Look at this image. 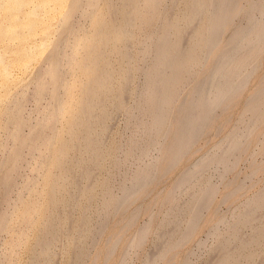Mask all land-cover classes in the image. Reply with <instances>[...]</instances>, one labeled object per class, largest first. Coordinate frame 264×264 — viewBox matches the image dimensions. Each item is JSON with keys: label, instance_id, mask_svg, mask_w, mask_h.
Segmentation results:
<instances>
[{"label": "bare ground", "instance_id": "1", "mask_svg": "<svg viewBox=\"0 0 264 264\" xmlns=\"http://www.w3.org/2000/svg\"><path fill=\"white\" fill-rule=\"evenodd\" d=\"M80 1L82 2V0H73V3L70 5L69 4L70 2L68 3V0H0V44L1 45L4 44L5 47L7 46V48H9V47H11V45H10L11 40L12 41L13 40L15 41L16 39H18L19 41L22 40L19 43L20 44L18 46L19 49L17 48L18 50L14 52L15 54L18 53V55L15 56L11 62L7 63L4 56L0 53V83L4 84L5 86H7V84L9 83V80L11 79L12 74H13L12 73L13 69L11 70L12 63L19 64L25 70L26 68L28 69L29 65H31V63H33L34 59L36 57H38L37 54L39 52V48H41L42 46L45 47V45H46V43H45L46 41L45 42L42 41L43 40L42 37H44V39L46 40V37H48L49 32L52 31L51 26L53 25V22L51 23L50 21L53 18V16H51V15H54V17H55V14H53V13H55L56 11L64 14V15H59L60 17L64 16L63 18L61 17L62 19L60 18L62 20L61 24L62 23H63V25L65 24L64 26L68 27L67 31L70 32L71 34H74L73 32H71L72 29H74V26L72 24H70V19H72L71 16L74 14L72 11L77 10L76 8L79 6L82 7L81 6L82 3ZM138 1L139 0H121V7H119L120 13H121V18H120L121 20L116 18V16L119 17V15H117L118 12L115 13L112 9V8H115L116 6L111 7L112 10H108L107 8H109V7H106L107 11H109V12L113 11L116 14V16L114 14V16H115L114 18H116V20H118V22L116 23L114 18H113L112 12H111L109 14L110 15L109 17H112L113 18V19L111 18L112 22L113 21L114 22L109 23L110 25L107 24L109 21L106 22V24L108 25L107 27L103 26V25H106L105 22L103 23V21H106V19L103 20L104 17L106 16V14L104 17L102 15L101 19H98V17L100 18V16H101L100 14L102 13L101 12L102 10L99 11L100 14L97 18L94 15H91V18H90L91 21L94 18V21H92L93 27L91 26L93 29H91V31L94 33L91 34L92 32L90 31L91 33L89 35L86 32L85 36H82L83 39H84V37H86L84 40H80L78 38L80 40L79 43L81 41H84V44H86L85 46H84V44L82 45V47L84 46V48L80 47L81 50L84 49L85 51H83V50L81 51L79 49V51H81V53L85 52L84 54L83 53L80 54V52L78 51L77 47L79 45H77V47L75 45H73L74 47H73V50H71V54H67L65 52L66 50H64L62 48L63 45L64 46L66 45V47H68V45H69L68 41H70L69 40L70 33L68 34L67 31L64 30L63 31L64 33H61V35L56 36V37H58L57 39L54 37V39H56L57 42L55 40L54 41L56 43H58L59 45L61 44V48L63 51L58 50V49H60L59 45H58V49L54 48L55 49L54 52L56 50H58V51H56L55 53H53V51H52L51 53H53V54H51V55H49L50 53L48 54L49 56L47 57V60H50V61H48L50 66H48V64H47V66L49 67V69L47 67L48 71H45L44 69H43V71H45V73L50 72V74L52 75V77L50 75V77H51L50 81H52L51 82L52 84L49 83L50 81L47 83L49 84V86L51 84V86H50L51 92L50 93H52V97L56 102V104H55L56 107L54 109L52 106L53 110L52 111L50 110V113L48 111V113H46L47 115L43 117L44 118V119H42L43 121L40 122L38 120L39 123H37L36 125L34 124V127L35 128L38 127L40 129L44 128L43 130L46 131L47 129H45L44 126L48 127V125H47L48 122L50 124H52L51 122H54L53 126L52 125L49 126L50 129H48V131L50 130L49 131L50 133L48 132L49 134L46 135V133L44 131L43 133L46 136L43 137L41 135V137H43V139L41 141L44 142V140H45L44 144L47 146L46 148L49 147V150H48L49 154L46 157L44 156L45 159H41L43 161L44 160L46 161V164L48 166V170L46 169V167L43 166L45 163L42 164L43 162L41 160H40V162H42L41 164H42L43 168L46 169V172H44V175H45L46 186L48 184V189L46 188L47 190L46 189L45 190L47 191V194L49 195V197H48L49 202L54 205V207L56 209L55 211H57V212L50 213L49 211H51V210L49 209L48 212L51 215L45 216L46 218H48L49 223L45 224V226H43V227L41 226L42 228H40V234H39V237L37 238L38 240L36 239L37 240L36 241L37 247L35 245L36 249L33 246L34 247L33 249H35V251H33L34 252L33 253L34 261L32 259L33 264H51L52 263L53 257L56 253V251L54 250L55 246L63 238V236L65 234V230H66V225L68 224V229H69V226H70L69 222H72V217H71L72 215L69 212L72 210H68V209H70L69 207L72 205H77V203L79 201V194L81 192L83 194H85V196H87L90 199L89 201H91V199L93 200V197L96 194V193H94V191H95V188H97L96 187V185H97L96 181L97 180L95 178L94 172L99 166H101L103 164L104 159H106L105 157L108 158L107 155L113 157L110 150H108L109 148L112 147V145L109 144V145H111V147L107 146L106 148H108V149L105 150V146H104L105 140L103 139V135L105 136L104 132H106V129L108 127V124H107L108 121L107 120L111 117L110 116L111 115V107H113L112 110H115V109L116 110L117 109L118 110H121V109L125 110L131 116L133 114L132 112L135 110L133 107H135L136 110L143 112L145 115L148 113V116L151 115L153 117V120H152L153 122L149 123L150 122L149 121L148 122L149 124L148 123L146 124V127L144 129V133H143V139L139 140V139H137L136 136L128 138V139H130V140H128L129 144L127 143L129 146H127V144H126L127 149L125 150L124 157H129V155H132L134 153L136 146L140 145V141L144 142V145L141 149L142 154H147L151 147H153L156 144H160V143L164 142L162 139H163V137L166 136L165 135L166 132L167 131L169 132V126L171 125L170 124V122H171L170 121V114H171V110H172L171 106L174 103V101H173L174 98L177 97V95H178L177 93L179 92L178 87L180 85L178 86V84H181L187 78L188 74L191 73L192 70H194L196 65L199 66L201 61L204 60V57H205L204 55H207L208 52L210 53V50L214 46L215 42H217V44H218L219 40L216 41V39H217V37H219V34H221L222 31L230 23H232L233 18H235V16L237 17V14H239L240 10H241L240 9L241 7L239 8L240 0H186V2H185L186 3V9H185V12L183 11L182 16L181 15L175 16V14H172V15H169V14L166 15L165 14V16H164V14L162 13L163 14L162 16H164V17L162 18L163 20H161L162 23L158 27V29H159L158 36L156 37V34H155L154 38H156V41H155L154 45H153V43L150 44V41L148 43V41L146 40V39H148L147 36H146V39H143V38H145V35L144 36L139 35L140 38L142 37L141 39L139 38V36H137L138 38H136V39H139L140 43H141V40L143 39V41H142L143 43H141V44H143V47L140 46L141 47L140 51H138L139 50V48H138V50H137L138 52H137V51L133 50L134 48L136 49L137 47H134L133 46L134 44L131 45L132 40L138 34L137 33L135 35V32H137L139 30L137 28L138 30L136 29L137 30L136 31L135 28L137 27V25H140L141 27L146 26L148 24V19L150 20V18L153 16H155V17H156V15H158V17L160 16L159 2L161 3L162 0H144V1H142L143 3L141 2L142 4H144V5H142V7L139 6L140 2H138ZM85 2L88 3V0H85ZM31 3H33L34 5L27 8L26 5H30ZM90 3H92V0H90ZM93 4H94V2H93ZM67 5H69L68 6V7H70L69 9H68V7L65 8ZM65 9H68V10H66V12H64ZM104 11L106 12V10H104ZM180 11L182 12V9H180ZM105 12H103V13H105ZM161 12H162V10H161ZM120 13H118V14H120ZM170 14H171V11H170ZM50 16L52 17L51 19H50ZM179 16H181L183 18V20H184L183 23H180ZM196 19H198V20H196ZM244 19L246 20V21H244L245 23H243V24L241 23L239 26L237 25V28L235 27L236 29L232 33H230V35H229L230 37H228L230 47L228 49H225L224 51L222 50L223 52L221 53L220 58L218 57L219 60H217L218 62L216 63L215 66H213V70L211 71V73H209V75H207V77L204 76L206 78H204V79L202 78L203 79L202 80L203 85H202V83L199 84L200 83L199 81H201V79L198 81L199 82L198 84L195 82V86L200 85V87L198 86L199 87V88L197 87L198 89L196 88V90H193L194 94L191 98H189L188 102L186 101L187 103L185 102V104H186L185 106H183L184 105L183 103H180V104H183L182 105L183 107L181 108V106H180V107H178L179 111L177 110V112H178L177 113V120H176L177 127L175 126L176 125V123H175V125H174L175 128H174V133H173L174 135H173V137H171L172 139L170 138L172 140L171 141L172 144L170 143L171 146L169 145L170 147L167 148V150L168 149L170 150V151L168 150L169 155L166 151V153H167L166 155H168V158L167 157L166 158L169 160V162L171 164L166 159L167 163H169V166L166 168L170 169V166L173 163L175 164V162L178 161V159H180L181 155L186 153L185 151L187 150V147L190 148V146H191L190 144H192V142L194 144V141L195 142L197 141L198 138H196V135L198 137V133L199 134L201 133L199 130L204 128L203 126L205 125V123H207L208 120L210 121L211 117L213 119L214 115H212V114H214V111H216V108L218 106H220L221 103L223 104V102H226L231 96H233L234 93L237 92V90L240 88V86L243 83L245 85V83H246L245 79L247 80V77L249 76V74H251L250 70L252 68H253L252 70H254V67H251V69H250L247 66H249L250 62H253V60L256 58V56L259 54L260 50L264 46V0H255L254 2H252L248 11L246 12V16L244 17ZM101 20H102V22H101ZM119 21H121V22H119ZM198 21H200L199 24L196 25V27H194L196 24L195 22H198ZM110 22H111V20H110ZM193 22H194V24H192ZM191 24L193 25V27H191L192 26ZM70 25H72V27ZM36 26H38L39 28L41 27V29H40L41 31L40 30L38 31L39 34L37 33V31L35 29V28H38ZM66 27H64V29H67ZM76 27H77V25H76ZM190 27L194 28V30L191 29L193 33H192V35H190V37L188 38L189 40L186 43L185 42L186 38L184 40V36L186 35V33L188 31L187 28L189 29ZM49 28L51 30H49ZM80 29H82V27ZM141 30H142L141 33L145 32V31H143V28ZM34 31H35L37 37H38V35H40V32L42 35V37L40 39L41 41L39 40L40 36L38 38V40L41 42L39 47L37 45L34 46V45L30 44L32 41L30 42L29 39H31L32 37L31 38L29 37V39L26 37L27 34H28L27 36H33L32 34L34 33ZM189 31H190V29H189ZM77 32H78V30H77ZM184 32H185V34H184ZM79 33H80V31H79ZM227 33H229V32H227ZM75 35H78V34H75ZM83 35H84V33H83ZM152 35L153 34L149 33L150 37ZM34 37H35V35H34ZM34 37L32 40L35 39V42H37L36 41L37 39ZM73 37L74 36H72V38ZM26 38H27V41H26ZM152 38L153 37H151V39ZM18 40H17V42H18ZM39 41H38V43H40ZM76 41H77L76 44H79L78 40H76ZM13 42H12V44H13ZM55 42H54V44L56 45ZM136 42H137V45L135 43V46L139 47V45H140V44L138 45L139 41H136ZM81 43H83V42H81ZM73 44H75V43L73 42ZM109 44H113L112 46H114L117 53L122 58L121 61L123 62L125 60V62H124L125 65L127 64L126 59L127 60L130 59L131 61L132 60L137 61L139 56L137 55V57H136L135 52L140 55V58L143 56L139 60V61H142V59H143L142 62H144V60H145L144 58L146 55H148V56L151 55L150 56L151 57L150 62L146 59L145 61H148V62H145V63H148V64L146 66H145V64H143V66H145L142 68L144 74H142V73L141 74L143 75V78L145 77L144 78L145 80H144V83L142 84L143 86L141 87V89H139L140 90L139 100L136 103L133 102V103H135L134 106H132L131 104H128V102L125 100V98H126L125 96H127L128 94H131V92H132V91L130 92V90H132L130 87H133L131 84L133 82L131 78L134 75V70H133L134 64H133V66H132V64L127 65V66H125V65L121 66L118 63L120 65V68H119V71L117 72V69H116L117 66L114 63L116 61L112 62V60H110V57H108L111 54L110 55H108L109 53L107 54L108 51L110 52V51H113L114 49L110 50L111 49V47H110L109 50L106 51L107 50L106 48H108ZM121 44L124 45L122 48L119 47ZM228 45H226V46H228ZM131 46H133L134 48ZM5 50H7V49H5ZM6 52H4V53H6ZM114 52H115V50L111 53H114ZM14 53H11V54H14ZM42 54H44V53L42 52ZM119 55L116 54L117 58ZM113 56L111 55V57H113ZM120 57H119V59H120ZM123 58H126V59L123 60ZM131 58H133V59H131ZM134 58H137V59H134ZM42 60H44V58ZM67 60L69 61L68 64L70 67L67 69L69 70L72 68L73 70H75V72L79 73L78 74V77H80L79 79H81L82 76L84 79V82H83V79L81 80L82 81L81 84H83L84 87L82 85V88L80 91V96L78 95L79 97L77 96V93L73 88L75 86L73 84L74 81H73V83L71 82L72 85H74V86H71V85L69 86L68 85L69 82H67L66 75H64L67 73L69 74L70 71L67 70L68 72L66 71L67 73H65V71H63L64 69H62L63 63L66 64ZM44 61H42V62H44ZM133 61H132V63H135ZM110 62H112L113 65L115 64V66H116L115 69L113 68L114 67L113 65H110ZM137 63H138V61H137ZM111 66H113V67H111ZM197 66H196V68H197ZM136 67H138V66L136 65ZM141 67H139L140 69H138V68L137 69L141 71ZM39 69H40L39 71H42L41 68H39ZM45 69H46V67H45ZM33 70H35V69H33ZM73 70H71V71H73ZM132 70H133V73H132ZM39 71H38V73H40ZM75 72H73L74 75H76ZM193 72H195V71H193ZM73 73H71V75ZM39 75L40 74L37 75L38 78L35 77L36 79H34V80L32 79L34 81V83H36L35 84L36 87L34 88L35 90H33V91H35L34 93H36L35 98L37 101H39L47 93V90L50 89V88L48 89L49 86L46 83V81H44L42 79L44 76L42 75L43 76L42 77L40 75V77H39ZM46 75H47V77L49 76L48 74H46ZM68 76H70V75H68ZM31 77H32V75H31ZM189 77H190V74H189ZM13 78L15 79V77H13ZM52 78H54V80H52ZM262 78L264 79V77H262ZM64 79L66 80L65 83L66 84L68 83L67 85L64 83ZM68 79H70V78H68ZM71 79L75 80L76 77L75 78L73 77ZM75 81L77 82V80H75ZM29 82H30V80H29ZM79 82H80V80H79ZM262 83H263V81H262ZM1 87H2V85H1ZM1 87H0V89H1ZM71 87H72V89H71ZM23 88H24V86H23ZM135 88H137V87H135ZM79 89H80V87H79ZM240 92H238V93H240ZM237 96H238V94H237ZM53 99L50 101H54ZM2 102H3V99H2ZM226 106H228V105H226ZM19 107L17 106V108H19ZM13 108H15V107H13ZM245 108H246V111H251L253 113V118L249 122L246 123V125H247L246 131L242 132L239 130L238 131L233 130L228 135V138L226 140V144L222 148L219 146V148H221L220 149L221 151L216 150V151H214V153H212V155H210V156L207 155L206 157H203L202 159H200L198 162L194 163L193 167L189 170V172H190L189 177H190L191 183H193L196 179H198L200 177L204 168L208 165L210 166L212 164L213 165L214 164H217V165L222 164L225 167V172H226V169L232 167L233 165L235 167L236 164H234L233 161L230 162L231 159H229V157H230L229 154L230 153L232 154L233 152L235 153L240 148H242V145H244L243 144L244 142L242 143V139L244 141V137L246 138V136H248L252 132V130L255 128L256 124L264 118V86L260 87L258 90H256L254 92V94H252V96L249 99L248 103L246 104ZM13 110H12V112L8 111L11 115L8 113L7 116L10 115V118H11L10 120L12 122H14L13 120H15L14 124L16 123V125H14L15 128L13 127L14 130H13L12 134H10V133L9 134L12 135V137H15L14 138L15 140L18 139V143L16 145H14L15 149L11 150L12 152L8 151L9 153L6 154L7 158L4 161H2L0 163V165H7V166L15 165V168H16L18 166L19 160L21 159V161H22V151L21 150H23V149H21V148H23L25 143L28 142V141L25 142L24 140L28 139L27 137L29 136V134L27 133L28 136H26L25 139L21 140V134H20V139L18 138L19 132L22 129L23 125L25 123H27V120L25 122V120L21 117V115H19L20 114V113H18L19 109H18V111L15 109L17 112L15 110H14L15 112H13ZM20 112H21V110H20ZM244 112H245V110H244ZM42 113H43V111H42ZM64 116H66L67 127L66 126L65 127L67 128V132L69 134V135L68 134L66 135V136H69L68 139L66 138V136H64L66 139H63L64 137L60 136L61 131H58L57 126H55V123H57V122L59 123L60 121H62L61 119H63ZM131 116H130V118H131ZM12 117H13V120H12ZM7 118H9V117H7ZM47 120H50V121L47 122ZM263 121H264V119H263ZM28 122H30V121H28ZM45 122H47V123H45ZM110 122H111V120H110ZM174 122L175 121H173V124H174ZM0 125H1V123H0ZM7 126H9V125H7ZM31 127H33V126H31ZM38 128L35 129V131L39 130ZM31 129H30V131H31ZM62 131H64V128ZM39 132H40V130H39ZM31 133H32V136L36 133V135H34L33 137L36 136L35 137L36 139H38V138H39V140L41 139L38 131L35 133H33V131L30 132V137L32 138ZM169 133H171V132H169ZM63 135H65V134H63ZM37 136H39V137L37 138ZM5 137H7V136H5ZM248 138H249V136H248ZM34 139H33L32 144L35 145L36 142L34 143ZM36 139H35V141H37ZM194 139H196V140H194ZM29 140H30V138H29ZM5 141H6V139H5ZM43 142L41 144H43ZM26 145H28V144H26ZM34 145L31 146V147H33V149H34ZM117 145H118V143H117ZM117 145H116V147H117ZM119 146H121V145H119ZM119 146H118V148H119ZM1 147H3V146H1ZM39 147L41 148V145H39ZM114 147H115V144H114ZM245 148H246V145H245ZM12 149H13V147H12ZM111 149H113V148H111ZM243 149H244V147H243ZM45 150H47V149H45ZM70 150H76L73 153L74 155H75V153L78 152L76 159H72V157H70ZM114 151H115V149H113L112 152H114ZM183 151H184V153H182ZM29 152L31 153L32 151L30 150ZM33 152H34V150H33ZM40 152H41V150H40ZM37 153H38V150H37ZM44 153H46V152H44ZM114 153H113V155H114V157H116V155ZM7 155H9V156H7ZM26 155H28V154H26ZM43 155H45V154H43ZM233 155H231V156H233ZM35 156H37V155H35ZM46 158H47V160H46ZM111 159H113V163L115 164L114 165L115 167H116V165L119 166V164L122 163V161H123L122 159H119V157H116L115 159L114 158H111ZM111 159H109V160H111ZM124 159H126V158H124ZM106 161H107V159H106ZM106 161L104 163H106ZM20 162H19V164H20ZM110 163L112 165L111 161H110ZM16 164H17V166H16ZM38 164H40V163H38ZM75 164H77L76 166H77L78 170L80 171L79 172L80 173L79 179H77L78 177H76V176H75L76 177L75 178V177H73V175H72V177H71V175H69V173L71 171H73V170H71V168L72 169L75 168L74 167ZM54 166L59 168L58 173H54V174L52 173L53 171H51V170L54 169V168H52ZM103 166L105 167V165H103ZM150 166L148 165L147 167L145 166V168L141 167V168L135 170L134 173L131 176H129V179L126 180V181L129 180V183L124 182V184L122 186V191L118 195H115V196L113 194H111L112 196L109 195L110 194L109 191L111 192V189H110L111 187L109 186V179L110 178L109 179L106 178V180H105L106 182L101 181L102 183L101 182L99 183V186L102 184V192H101L102 195L100 194V190H99V194L101 197L99 207L101 206L102 210L104 211L103 212L104 213V215H103L104 219L108 218L107 216L110 214V211H111L110 209H114V208L117 210L120 209L121 205L123 206L125 203L127 204V200L129 199L128 197H130L134 194L133 193L134 190H136L137 188L142 189L144 184L146 185V183L150 182V178L154 176L153 174L156 171L155 169H154L155 171H153V168L157 167V166L155 167L154 164H153V168H152V166L151 167ZM12 167H14V166H12ZM9 169L10 170L12 169L11 166H9ZM9 169H8V171H9ZM254 169L256 170V168H254ZM14 170H11V171H14ZM57 170L58 169H56V171ZM74 173H75V171H74ZM76 173H77V170H76ZM79 173H78V175H79ZM41 174L43 175V173H41ZM3 176L6 178L5 181H3V179H5ZM3 176H2L3 179H2V177H1V179L4 183L2 181H0V182H2L4 185L6 182L5 187L9 188V186L14 183L12 181L14 178L13 179L11 178L12 180L10 179V177H11L10 171L7 172V175L5 174ZM160 177H161V175H160ZM43 179L44 178H42L41 180H43ZM82 182H84L85 184H83ZM206 182L209 184H207V186L204 185V187H201V189H199L200 191L198 190V191H196V193H193L190 201L184 207L188 212L187 218H186L184 223L179 222L178 219H176V217H167L164 220V223H166V224H168V223H170V224L174 223L175 224V228L174 227L173 228H174V230L176 229L175 230L176 232L174 231L175 235L172 234V236L174 235L173 237L170 236L173 239H172V242L169 243V244H171V246L173 248H174L173 245H177L180 242H182V240H184L187 236H189L188 234H190L192 231L195 230V227H197L196 225H197V222L200 218L201 212L204 209L203 207H205L206 203L208 204V201H210L211 198L214 196L213 194H215V192L217 190L216 188L218 187V185L216 187L214 185V183L212 184V182H210V181H206ZM74 183L76 185L77 191H79V192H77V193H79L78 195H76L75 193H71L69 190V187L67 188V186H71ZM228 184H230V183H228ZM37 186L35 188L39 189V187H37ZM180 187H182V186H180ZM8 188H5V192H7L9 190ZM35 188L34 189L32 188V189L35 190ZM66 188L69 190L68 194H66V193L63 194V190ZM38 189H36V190H38ZM36 190H35V192H36ZM38 191H37V193H38V195L40 194V196H39V198H40V197H42V195H44L45 191L43 194L40 191H39L40 192L39 193ZM42 191H43V189H42ZM32 192L33 191H31V193ZM170 192H171V194H170L171 196L170 195H168V196H170V203H171V210L170 211H172V209L174 210L175 208H178V204L176 203L178 201H176V196H175L176 191L170 190ZM37 193H36V195H37ZM131 193H133V194H131ZM168 194H169V191H168ZM38 195L36 197H38ZM20 198H21L22 204L24 206V207L22 206V208H24V210L19 208L21 205L18 207L20 210H23L22 216H21V213H20V216L24 220L20 219V222L25 223V221H26L25 226L27 223H30V224L34 223L35 221L33 222V218L35 216H39V213L41 210V207L37 201V198H36V201H35V199H34V201H32L30 199L31 201L29 200V202H28V199L26 201L25 198L22 199L21 196H20ZM20 198H18V199H20ZM5 200H4V202H5ZM21 200H18V201L21 202ZM23 200H25L26 203L25 202L23 203ZM87 201H88V199H87ZM49 202H48V204H49ZM41 203H42V201H41ZM51 204H49V205H51ZM44 206L42 208H44ZM64 206H68V209H67L68 211L65 210L66 207L64 208V211L68 212L67 213L68 215H66V216L63 215V213L62 214L60 213V211H62L61 209ZM246 206H247V210L239 213L237 215L235 221L230 225V227L228 226L229 230H230L229 234L227 233L228 234L227 237L220 241L221 246H222V254L220 253L221 254L220 258H218V260L212 264H255L256 263L255 261H256V258L258 256L257 251H259L258 248L264 247V223H263V225L262 224L261 225H255L253 228L254 229L253 232L251 233V235L249 234L250 236H248V237L243 238V236L241 237V236L237 235V230H238V228L240 230L239 226H241L243 224V222L245 224V223H247L248 220H251L255 216V214H256L255 212H257V209L264 206V188L262 190H260V192H258L255 196H253L250 200H248ZM0 207H1V205H0ZM82 207L84 208V206H82ZM45 209H46V207H45ZM84 210H83L84 214H80V215H82V217L80 219V222L78 223L79 225H78L77 230H76L77 235L75 234V237L73 236L75 238V240L78 241L79 243L84 242L85 239L87 238V236L90 235V233H91V230L87 227L88 226L87 225L88 224V217H86V215H85L86 212ZM120 210H122V209H120ZM5 211H6V209H5ZM100 211H101V209H100ZM17 213L19 214V212H17ZM7 214L6 213L3 214V212H2V214L0 215V228L1 227L4 228L3 226H6V227L11 226L12 223L10 222V225H9V220H11L13 218H10V214H8V215ZM65 214H66V212H65ZM99 214H100V212H99ZM130 214L133 215L132 213H130ZM14 216H16V214ZM16 218L19 219L20 217L16 216ZM14 220H12V222L15 223V225H16L15 221H17V220H15V221ZM256 220H258V219H256ZM44 221H46V220H44ZM101 221H102V219H101ZM101 221H100V223L98 222L99 226H97V227H101V229L99 228L100 230H102L101 224L103 222V221L102 222ZM128 221H130V219H128ZM219 221L223 222L224 220L222 219ZM259 221H261V220H259ZM7 225H9V226H7ZM19 225H20V223H19ZM27 225L29 226V224H27ZM216 226H218V225H216ZM6 227H5V230H6ZM13 227H11V229H13ZM21 227H22V225H21ZM23 227H24V225H23ZM103 228H104V223H103ZM11 229L9 231H11ZM17 229H19V228H16V231H14V230L13 231L16 232L17 236H18V233L21 231L23 232V230L20 229L21 231L17 232L18 231ZM26 229L29 230L31 228H28L26 226ZM99 229H96L97 232H99L98 231ZM145 229L146 230H144V232L141 231L143 229L139 230V232L141 234L139 233L138 234L139 237L136 238L137 244L140 241H142L141 239L145 238L144 233L146 231L148 232V229L147 228H145ZM217 229H219V228H217ZM217 229H215L213 234L214 235L216 234L217 236H219L220 233ZM0 230H2V229H0ZM25 231H27V230H24V232ZM189 231H191V232L189 233ZM27 233H28V231H27ZM27 233H25V234H27ZM28 234H27V236H28ZM14 237H16V236H14ZM18 238H19V242L23 241L22 243H24L25 239H22V238H25V237H23L22 234H21V236L19 235V237H17V239ZM93 238H95V237H93ZM17 239L15 241H12V243L16 242L17 245L19 246L21 244L18 243ZM67 240H68V237H67ZM61 242H63V241H61ZM233 242H234V244L236 242V244L233 245L234 247L231 246ZM34 244H36V243H34ZM135 245H136V243H135ZM254 245H257L259 247L255 249ZM18 246H16V247H18ZM10 247H9V249H10ZM16 247H15V249H16ZM168 247H169V245H168ZM219 247H220V245H219ZM12 248L14 249V247H12ZM85 249H86L85 247H81L80 250L78 249L79 252L77 254V262L80 261V259L87 253L85 251ZM113 249L111 251H113ZM163 251H165V250H163ZM7 254H9V253H7ZM11 254H13V253H11ZM163 255L165 256V254H163ZM7 257H8V255H7ZM259 258H260V256H259ZM5 259H6V257H5ZM7 260L9 261V259H7ZM172 262H174V261H172ZM8 263H6V264H8ZM10 263H11V261H10ZM150 263H148V264H150ZM152 263H154V262H152ZM30 264H32V263L30 262ZM75 264H77V263H75ZM261 264H264V261H263V263L261 261Z\"/></svg>", "mask_w": 264, "mask_h": 264}, {"label": "rangeland", "instance_id": "2", "mask_svg": "<svg viewBox=\"0 0 264 264\" xmlns=\"http://www.w3.org/2000/svg\"><path fill=\"white\" fill-rule=\"evenodd\" d=\"M142 1H144V0L138 1V2H140L139 6H141V7H142V5H144V4H142L143 3ZM254 1L255 0H253V1L252 0H240L241 3L239 2V8L241 7L240 8L241 10H240V13L237 14V17L235 16V18H233L232 23L234 25L232 23H230L222 31L223 34L222 33L219 34V37H217V39H216V41L219 40L218 44H217V42H215L214 46L210 50V53L209 52H208V54L206 53L207 55H204L205 56L204 60L201 61L199 66L196 65L197 68L195 66L196 69L194 68V70H192V72L193 71H195V72L189 73L190 77L188 74V76H187L188 79L186 78L181 84H178V86L180 85L178 87L179 92L177 93L178 94L177 97L174 98V100H173L174 103L171 106L172 110H171V114H170V121H171L170 124L172 126L171 125L169 126V132H171V133H169L168 131L166 132V134H165L166 138L163 137V139H162L164 142H162L160 144H156L153 147H151L147 154H142L141 149L144 145V142L140 141V145L136 146L134 153L132 155H129V157H124L125 150L127 149L126 144L128 143V140H130L128 138L136 136L137 139H139V140L143 139V133H144V129L146 127V124L149 121H150L149 123H152L153 117L150 114H149L150 116H148V113L145 115L143 112L136 110L135 107H133L135 110L133 109L134 111L132 112L133 113L132 116L129 115V113L125 110H122V109L116 110L115 108H114L115 110H112L113 107H111V115H110L111 119L109 118L107 120L108 121L107 122L108 127L106 129V132H104L105 136L103 135V139L105 140L104 141L105 142L104 143L105 144L104 145L105 150L108 149V148H106L107 146L111 147V145H112L111 148L115 149V151H114L115 153L112 152L113 149L109 148L108 150H110L113 157L107 155L108 158L105 157L107 159V161H106V159H104L103 164L101 166H99L97 169L95 168L96 170L94 169L95 170L94 175H95V178L97 180L96 181V183H97L96 187L97 188H95L94 193H96V194L93 197V200L91 199V201H89L90 199L87 196H85V194H83L82 192L80 194L77 193L79 191H77L75 183L72 184L71 186H67V188L69 187V190L71 193H75L76 195L79 194V201H78L77 205L70 206L69 207L70 209H68V206H64L61 209L62 211H60L61 214L63 213V215L66 216V215H68L67 211L72 210V211H69L70 214L72 215L71 216L72 222H69L70 223V226H69L70 230L68 229V224L66 225L65 234L63 236L64 239L63 238H62L63 240L61 239V241H63V242L60 241L55 246L54 250L56 251V253L53 257V261L51 264H75V263H77V264H148L150 262L151 263L154 262L152 264H207V263L212 264L215 261H217L218 258H220L221 254H222V246H221L220 241L222 239L226 238L227 235L229 234L230 225L235 221V219L239 213L247 210V206H246L247 201L250 200L253 196H255L258 192H260V190H262L264 188V123H263L264 118L256 124L255 128L248 135L249 138H248V136H246V138L244 137V141L242 139V143L244 142L243 143L244 145H242V148H240L235 153L234 152L232 154L230 153L231 155L234 154L233 156H231L229 154V156H230L229 159H231L230 162L233 161L234 164H236L235 167L233 165L232 167L226 169V172H225V167L222 164H219V165H217V164L213 165L212 164L210 166L208 165L204 168L200 177L198 179H196L193 183L190 182L189 170L193 167L194 163L198 162L203 157H206L207 155L210 156V155H212V153H214V151L220 150L226 144V140L228 138V135L233 130H237V131L239 130L242 132L246 131V129H247L246 123L249 122L253 118V113L251 111H246V108H245L246 104L248 103L252 94H254V92L256 90H258L260 87L264 86V79L262 78V77H264V46L260 50V52L256 56V58L253 60V62H250L249 66H247L250 69H251V67H254V70H252L253 68L251 69L252 71L250 70L251 74H249V76H248L249 78L247 77V80L245 79V82H246L245 85L243 83L240 86V88L238 89L239 91L237 90V92H235L233 96H231L226 102H223V104L221 103L220 106H218L216 108L217 112L214 111V114H212V115H214L213 119L211 117L210 121L208 120L209 122L207 121V123H205V125L207 124L206 125L207 127L204 125L203 126L204 128L199 130L201 133L200 134L198 133V137L196 135V138H198L197 141L196 142L194 141V144L192 142V144H190L191 146L189 145L190 148L187 147V150L185 149L186 150L185 152L187 154L184 153V151H183L182 153H184V154L181 155L180 159H178V161H176L175 164L172 162L173 166L171 165L170 169L166 168L169 166V163H170L169 160L167 159L170 150L168 149L169 150L168 151L167 148H169L171 146L170 143L172 144V142H171L172 138L171 137H173V135H174L173 133H174L175 126L177 127L176 120H177V113H178L177 110L179 111L178 107L181 106V108H182L183 106L186 105L185 102L186 101L188 102L189 98H191L194 94L193 90H196V88L198 86L200 87V85L195 86V82L197 84L200 82L199 84H201L202 80L204 78H206L207 75H209V73H211V71L213 70V66H215L216 63L218 62L217 60H219L221 53L225 49H228L230 47V43H229V39H228V37H230L229 36L230 33H232L237 28V25L239 26L241 23L242 24L245 23L244 21H246L245 20L246 18L244 19V17L246 16V12L248 11L250 5ZM86 2H85V0H82V2H81L82 7L79 6L80 8L77 7L76 8L77 10L72 11L75 15L72 13L73 15L71 16L72 19H70V24H72L74 26V29H72V31H71L74 34H71L70 32L67 31L68 27L64 26L65 24L64 25H63V23L61 24V21H62L61 19L64 16H61L62 17L61 18L59 15H64V14L59 13L57 11L56 12L54 11L55 13H53V14H55V17H54V15H51V16H53V18L50 16V19L52 18L50 22L51 23L53 22V25H52L53 27L51 26L52 31L49 32L48 37H46V40L44 39V37H42L41 32H40V35H38V37H37L35 31L32 34L33 36H27L28 35L27 34L26 37L28 39H29V37L30 38L32 37L31 39H29L30 42L31 41L32 42L30 43L28 41L31 45H34V46L37 45L39 47L41 44L40 39L42 37L43 38L42 41H44V42L46 41L45 47L42 46L41 48H39V52L37 54L38 57H36L37 59L36 58H35L36 60L34 59L33 63H31V65H29L28 69L26 68L24 70V68L21 67L19 64L12 63L11 70L13 69L12 70L13 74H12L11 79L9 80V83L7 84V86L0 83V87L2 85V87L0 89V118H1L0 119V123H1V125H0V128H1L0 129V163L7 158L6 154H8L11 150H14L15 149L14 145H16L18 143V139L15 140L14 139L15 137H12V135H10V134H12V132L15 128L14 125H16V123L14 124L15 120H13V117H12V120L14 122H12L10 120L11 114L9 112H12L13 109L14 110L16 109L17 111L19 109V111H18V113H20L19 115H21V117L25 120V122L27 120V123H25L23 125L22 129L20 130L18 138L20 139V134H21V140L25 139L26 136H28V134H29V136L27 137L28 139L24 140L25 142L26 141H28V142L25 143V145H24L25 147L23 146V148H21V149H23V150H21L22 151V161H21V159L19 160V162L20 161L21 162H20V164L18 162V166L16 164V166H17L16 168H15V165H9L12 168L11 170H14V169L15 170L11 171L9 169V166L0 165V179L3 175H5V174L7 175V172H9V171L11 174L10 179L14 178L13 180L11 179L14 183L11 181L13 184L11 183L12 185H10L9 188L5 187L6 182H5V185L3 184L4 183L3 181L6 180V178L4 176L3 177L5 179H3V177H2L3 181H2V179L0 180L3 182V183L0 182V199H1L0 200V205H1L0 215L2 214V212H3V214L8 213V214H10V218H13V219L9 220V225H10V222L12 223L10 227L3 226L4 228H2V227L0 228V229H2V230H0V264H6L8 262H9L8 264H30V262L33 264V261H34V258H33L34 252L33 251H35V249L37 247L36 241L38 240L37 238L39 237V234H40V228L45 226V224L49 223L48 218H46L45 216L51 215V214H49V212L50 213L57 212V211H55L56 209H55L54 205L49 202V198H48L49 195L47 194V191H46L48 189V184L46 186L44 172H46V169L48 170V166H47L45 160L44 161L41 160V159H45V157L49 154V151H48L49 147L46 148L47 146L44 144L45 140H44V142L41 140L43 139L44 136H46L47 134L50 133L49 132L50 130L48 131V129H50L49 126H51V125L53 126L54 122H51L52 124H50L48 122L50 120H47L48 127L44 126L45 129H47L46 131L43 130L44 128L40 129L38 127H36V128L34 127V124L36 125L37 123H39V121L40 122L43 121L42 119H44L43 117L47 115L46 113H48V111L50 113V110L51 111L53 110L52 106L54 109L56 107V105H55L56 102L52 97V93H50L51 92L50 86L52 84L51 83L52 81H50V79H51L52 75L50 74V72L45 73V71H48V69H49L48 66H50L48 63V61H50V60H47V57L49 55L55 53L58 50L63 51L62 48L64 50H66L65 52L67 54H71V50H73V47H74L73 45H75L76 47H77V45H79L77 47L78 51H79V49L81 50V48H84V46L86 45V44H84V41H81L83 43H81V42L79 43V41L84 40L86 38V37H84V39L82 38V36H85L86 32L89 35L92 32L91 31V29H93L92 28L93 27L92 21H94V18L91 21V19H90L91 15H94L97 18L100 14L99 11L102 10L101 11L102 13L100 14L101 16H100V18L98 17V19H101L102 15L104 17L106 14L104 19L102 18L103 20L106 19V21H103V23L105 22V24H106V22L109 21L107 24L110 25L109 23L114 22V21L112 22V19L116 16L115 13H117V12L120 13L119 7H121V0H106V1L105 0H92V3H90V0H88V3L90 5ZM93 2H94V4H93ZM185 2H186V0H176V1L175 0H162L161 3L159 2L160 16L159 17H158V15H156V17L150 16L152 19L151 18H150V20L148 19V24L146 26H144L145 28L141 27L140 25H137V27L135 28V30L138 28L140 31L137 29L138 31L136 30L137 32H135V35L137 33L138 34L134 38L135 40L134 39H133L134 41L132 40L131 45L134 44L133 46L137 47V48L135 49L133 46H131L134 48V49L133 48L132 49L134 51H137L139 48L138 51H140V48L143 47V44H141V43H143L142 42L143 39H146V36L148 38V39H146L148 41V43L150 41V44L153 43V45H154V43L156 41V38H154V37H155V34H156V37L158 36V32H159L158 27L162 23V21H161V20H163L162 18L165 16V14L166 15L167 14H169V15L175 14V16H178V15L182 16L183 11L185 12V9H186V3ZM68 3L71 5L73 3V0H70V1L68 0ZM32 5H34V4L31 3L30 5H26V6L28 8ZM68 6L69 5H67L66 7L64 6V7L67 8ZM106 7H109V8H107L108 10L113 9V11L115 13L113 11H110V12L107 11ZM111 7H115V8L111 9ZM69 8L70 7H68V9ZM68 9H65L64 12H66V10H68ZM180 9H182V12L180 11ZM104 10H106V12ZM161 10H162V12H161ZM170 11H171V14H170ZM103 12H105V13H103ZM111 12H112L113 18L109 17L110 16L109 14ZM118 13H117V15H119V17L116 16V18L120 19L121 13L120 14H118ZM162 13L164 14V16H162L163 15ZM114 14H115V16H114ZM181 16H179L180 23H183L184 20ZM116 18H114V20L117 23L118 20H116ZM110 20H111V22H110ZM196 20H198V19H196ZM101 22H102V20H101ZM119 22H121V21H119ZM199 22L200 21L195 22L196 24L194 27H196V25H198ZM107 24L103 25V26L107 27L108 26ZM192 24H194V22ZM72 25H70V26L72 27ZM76 25H77V27H76ZM36 27H38V26H36ZM64 27H66L67 29H64ZM81 27H82V29H80ZM191 27H193V25ZM191 27L189 28L191 32L187 28L188 31L185 35L186 37L184 36V40L186 38V41H185L186 43L188 42V40H189L188 38L190 37V35H192V33H193L192 30H194V28H191ZM38 28H35L37 33L41 29V27L39 29ZM140 28L141 29L143 28V31H145V32L141 33L142 30ZM49 30H51V29L49 28ZM64 30L67 31L68 34L70 33V35H69L70 41H68L69 42L68 43L69 45L67 44L68 47H66V45L65 46L63 45V47L61 48V44L59 45L58 43H56L57 42L56 39L58 38L56 36L61 35V33H64L63 32ZM77 30H78V32H77ZM79 31H80V33H79ZM148 32L150 34H153L151 36V37H153L152 39L149 36ZM227 32H229V33H227ZM83 33H84V35H83ZM93 33L94 32H92L91 34H93ZM75 34H78V35H75ZM184 34H185V32H184ZM34 35H35V37H34ZM71 35L74 37L72 38ZM139 35L140 36L145 35V38H143L141 40V43H140L139 39H136V38H138L137 36H139ZM39 36H40V38H39ZM140 36H139V38H140ZM33 37L37 39L36 40L37 42H35V39L32 40ZM54 37L56 39H54ZM27 38H26V41H27ZM38 38L40 41L38 40ZM75 39L78 40L79 44H76L77 41ZM17 40L18 39H16L15 41L13 40L14 42L11 40V42H10L11 47H9V48H7V46L5 47L4 44L3 45L0 44V53L4 56L7 63L11 62L14 59V57L18 55V53L15 54L14 52L19 49L18 46L20 45L19 43L22 40L21 41L18 40V42H17ZM38 41L40 43H38ZM136 41H139L138 42V45L140 44L139 47L135 46V43L137 45ZM12 42H13V44H12ZM54 42L56 43V45L54 44ZM73 42L75 44H73ZM83 44H84V46L82 47ZM58 45H59L60 49H58ZM112 45L113 44H109L108 48H106L107 49L106 51H108L110 47H111L110 50H112V49L115 50L114 53H111L114 51L113 50L110 52L108 51L107 54L109 53L108 55L111 54L112 56L113 55L115 56V57L114 56L111 57V55H110L108 57H110V60H112V62L116 61L114 63L116 64L117 67L115 66V64L113 65L112 62H110V65H113L114 67L113 66H111V67H113L114 69L116 67L117 72H118L120 65L121 66L125 65L124 59H126V58H123L124 61L122 62L121 61L122 58L117 53L114 46H112ZM226 45H228V46H226ZM123 46L124 45L121 44L119 47L122 48ZM54 48L55 49L57 48L58 50H56L54 52V50H55ZM5 49H7V50H5ZM82 50L85 51L84 49H82ZM52 51H53V53H51ZM81 51H79L80 54L83 53V52L81 53ZM4 52H6V53H4ZM42 52L44 54H42ZM11 53H14V54H11ZM116 54L119 55L118 58H117ZM135 55H136V57H137V55L139 56L138 59L134 58V59H137L138 63L135 60L134 61L132 60V61L135 62L136 64L132 63V61L130 59L129 60L126 59L127 64L125 65V66H127V65L132 64V66H133V64H134L133 67L135 68V69L133 68L134 75L132 74L133 70L131 73L133 75V76L131 75L132 76L131 79L133 81V82L131 81L132 82L131 84L133 87H130L132 89V90H130V92L131 91L132 92H131V94L127 93L128 95L126 94L127 96H125L126 97L125 100L128 102V104H131L132 106H134L135 103L139 100V98H140V95H139L140 90L139 89H141V87L143 86L142 84L144 83V80H145L144 79L145 77L143 78V75H142V74H144L142 68L148 64L145 62H148V61L150 62V58H151L150 57L151 55H149V56L146 55L147 57L145 56L144 59L145 60L147 59L148 61L144 60V62H142L143 59H142V61H139V60L143 56L140 58V55L136 52H135ZM42 57L44 58L45 61L42 60L43 59ZM119 57H120V59H119ZM131 59H133V58H131ZM41 60L44 61L45 63L42 62ZM68 63H69V61L67 60V63H66L67 65L65 63H63V65H62L63 66L62 69H64L63 71H65V73L70 71L69 74L68 73L64 74V75H66L67 82H69V84L68 83L67 84L69 86L75 85L73 88L76 91L77 96L78 95L80 96V91H81V88L83 85V84H81L82 83L81 80L83 79V76L81 77V79H79L80 78V77H78L79 73L75 72V70H73L72 68L68 70L67 68H70ZM47 64H48V66H47ZM143 64H145V66H143ZM136 65L138 67H136ZM45 67H46V69H45ZM47 67H48V69H47ZM139 67H141L142 72L140 70H138V69H140ZM39 68H41L42 71H43V69L45 71H43V72L39 71L40 70ZM33 69H35V70H33ZM71 70H73V71H71ZM38 71L40 73H38ZM73 72H75L77 76L74 75ZM42 73L43 74L45 73V74L43 75ZM71 73H73V74L71 75ZM36 74L37 75L42 74L44 77L41 75L43 77V78L42 77L41 78L44 81H46V83L49 81H50L49 83H51L50 86L47 83L49 86L48 89L50 88L49 89L50 91L47 90V93L39 101L36 100V98H35L36 93H34L35 91H33V90H35L34 88L36 87L35 86L36 83H34V81H33L34 79H36L35 77H37ZM46 74H48L49 76L47 77ZM31 75L33 78L31 77ZM40 75H39V77H40ZM50 75H51V77H50ZM68 75H70V76H68ZM72 76L74 78L76 77L75 80H77V82L75 80L71 79V78H73ZM204 76H206V77H204ZM13 77H15V79ZM54 78H52V80H54ZM68 78H70L72 81ZM78 79L80 80V82ZM200 79H201V81H199ZM29 80H30V82H29ZM65 81L66 80L64 79V83H65ZM73 81H74V83H73ZM262 81H263V83H262ZM71 82L74 85H72ZM83 82H84V79H83ZM202 85H203V83H202ZM23 86H24V88H23ZM79 87H80V89H79ZM83 87H84V85H83ZM135 87H137V88H135ZM71 89H72V87H71ZM238 92H240V93H238ZM237 94H238V96H237ZM2 99H3V102H2ZM52 99L54 101H50ZM133 102H135V103H133ZM180 103H183L184 105L180 104ZM226 105H228V106H226ZM17 106L18 107L20 106V107L17 108ZM13 107H15V108H13ZM14 110H13V112L16 111V110L15 111ZM20 110L22 113L20 112ZM41 110L43 111V113ZM244 110H245V112H244ZM8 113L10 114L9 116H7ZM6 116L9 118H7ZM130 116H131V118H130ZM61 120L62 121H60L59 123L61 125L62 124L63 125L61 126L57 122V123H55V126H57L58 131H61L60 136L64 137L68 134L67 128H66L67 127L66 116H64L63 119H61ZM110 120H111V122H110ZM28 121H30V122H28ZM173 121H175L174 124H173ZM47 122H45V123H47ZM175 123H176V125H175ZM7 125H9V126H7ZM29 126L30 127L33 126L35 129L38 128L40 130V132L41 131L42 132L40 133L39 130L35 131V129L33 127H31L32 128L31 129ZM63 128H64V131H62ZM30 129H31V131H30ZM29 131L30 132L33 131V133L38 131V133L40 134L41 139L39 140V138H38L39 136H37L38 139L35 138L36 136L33 137L34 135H36V133L33 136L31 133L32 138L33 139L35 138L37 140V141H35V139H34V143L36 142L35 145L32 144L33 139L30 137ZM44 131H45L46 135H44V133H43ZM63 134H65V135H63ZM41 135L43 137H41ZM5 136H7V137H5ZM29 138H30V140H29ZM66 138L68 139L69 136H66ZM66 138L64 137L63 139H66ZM5 139H6V141H5ZM194 140H196V139H194ZM42 142L44 145L41 144ZM117 143H118V145H117ZM26 144H28L29 146ZM109 144H111V145H109ZM114 144H115V147H114ZM128 144H127V146H129ZM32 145H34V149H33V147H31ZM39 145H41V148L39 147ZM116 145H117V147H116ZM119 145H121V146H119ZM245 145H246V148H245ZM1 146H3V147H1ZM118 146H119V148H118ZM219 146L221 148H219ZM12 147H13V149H12ZM243 147H244V149H243ZM45 149H47V150H45ZM30 150L32 151L31 153L29 152ZM33 150H34V152H33ZM37 150H38V153H37ZM40 150H41V152H40ZM76 150H70V157H72V159H76V157L78 155V152L75 153L76 156L73 154ZM166 151H167L168 155H166L167 154ZM44 152H46V153H44ZM113 153L116 155V157H119V159L123 160L122 163L119 164V166H117V165H116V167L114 166L115 164L113 163V159H111V158L115 159L116 157H114ZM26 154H28V155H26ZM43 154H45V155H43ZM35 155H37V156H35ZM7 156H9V155H7ZM123 157L126 159H124ZM109 159H111V160H109ZM166 159L168 160L169 163H167ZM40 160L43 163L40 162ZM46 160H47V158H46ZM105 161H106V163H104ZM110 161L112 162L113 166L111 165ZM38 163H40V164H38ZM41 163L46 164V165L45 164L43 165L44 167H46V169L43 168ZM153 164L155 165V167L156 166L157 167L153 168ZM76 165L77 164H75V166H74L75 168L73 167L74 169L71 168V170H73V171H71V172L69 171L70 172L69 175H71V177H72V175H73V177L76 176V177H78L77 179H79V177H80L79 172L80 171L78 170ZM103 165H105V167ZM148 165L152 166L153 171L156 170L153 174L154 176L150 178V182H149L150 184L146 183V185L144 184L145 186L143 185L142 189L139 188L140 189L139 190L137 188L136 190H134V192H133L134 194L131 193L133 195L128 197L129 199L127 200V204L125 203L123 205L124 207L121 205L120 209H122V210H120V209L117 210L115 208H114L115 210L110 209L111 211H110V214L107 216L108 218L104 219L103 218V215H104L103 212L104 211L102 210L101 206L99 207L100 200H101L100 194L102 192V184L99 186V183L101 181H105L106 178L107 179L110 178L111 180L109 179V186L111 187L110 188L111 192L109 191V193H110L109 195H111V194H113L114 196L118 195L122 191V186H123L124 182L129 183V180L126 181L127 179H129V176H131L135 170H137L141 167L145 168V166L147 167ZM12 166H14V167H12ZM7 168L9 169V171ZM52 168H54L53 170H51V171H53L52 172L53 174L58 173V171H59L58 167L54 166ZM254 168H256V170ZM56 169H58V170L56 171ZM76 170H77V173H76ZM74 171L76 174L74 173ZM41 173H43L44 176ZM78 173H79V175H78ZM160 175H161V177H160ZM42 178H44V179L41 180ZM206 181H210V182H212V184L214 183V185L216 187L218 185V187L216 188L217 190H216L215 194H213L214 196L211 198V200L208 201V204L206 203L205 207H203L204 209L201 212V215H200V218L197 222V225H196L197 227H195V230L193 229L194 231H192V232L189 231V233L191 232L190 234H188L189 236H187L179 244L173 245L174 246V248H173L171 246V244H169V243L172 242L173 238H171V237H173L175 235L174 234V231L176 230V229L174 230L175 224L174 223L173 224L171 223L172 225L170 223L166 224V223H164V220L167 217H176V219H178L179 222L184 223L186 218H187V214H188L187 210L184 207L190 201L193 193H196V191L201 189V187H204V185L207 186V184H209ZM82 183L85 184L84 182H82ZM228 183H230V184H228ZM36 186L39 187L40 190L38 188H35ZM180 186H182V187H180ZM4 187L8 188L9 190L7 189L8 191L6 190L7 192H5ZM32 188L33 189L35 188V190L38 189L42 194L44 193V191H45V193H44V195L41 194L42 197L39 198L40 194L38 195V193H37L38 190H36V192H35V190H33ZM67 188L63 190V194L64 193L68 194L69 190ZM42 189H43V191H42ZM99 190H100V194H99ZM170 190L176 191L175 196H176V201H178V202H176L178 204V208H175V209L176 210L178 209L177 211L175 209L174 210L172 209V211H170L171 210V203H170L171 192H170ZM31 191H33V192L31 193ZM168 191H169V194H168ZM36 193H37L38 197H36L37 196ZM168 195H170V196H168ZM20 196L22 197V199L25 198L26 201L28 199V202L30 199L32 201H34V199H35V201H36V198H37V201L41 207L39 216H35L34 217L35 219L33 218V222L34 221L35 222L31 223V224L27 223V224H29L30 227L26 224V226L28 228H31L29 230L26 229V226H25L26 221H25V223L20 222V219H23L21 216H22V212L24 210V208H22L23 204H22V200H21ZM18 198H20V199H18ZM86 198L88 199V201ZM4 200H5V202H4ZM18 200H21V202H19ZM25 200H23V203L24 202L26 203ZM40 200L42 201V203ZM48 202L52 206L49 205ZM43 206H44V208H42ZM82 206H84V208ZM18 207L23 209V210H20ZM45 207H46V209H45ZM4 208L6 209V211ZM64 208H65V210H67V209L68 210L64 211ZM49 209L51 211H49ZM100 209L102 212L100 211ZM83 210L86 212L85 213L86 217H88V224H87L88 226L87 227L91 230V233H90V235L87 236V238L85 239L84 242L79 243L78 241L75 240L74 237H75V234L77 235L76 230H77V227L79 225L78 223L80 222V219L82 217V215H80V214H84ZM17 212H19V214ZM65 212H66V214H65ZM99 212H100V214H99ZM20 213H21V216H20ZM130 213H132L135 217L133 215H131ZM255 213H256L255 216L251 220H248L247 223H245V224H244V222H243V224L241 223L242 225L239 226L240 230L238 228L237 235H239L241 237L243 236V238L248 237L253 232V230H254L253 228L255 225H261V224L263 225V223H264V206L257 209V212H255ZM15 214L17 217H20V218L17 219L16 216H14ZM221 218L224 220L223 222L219 221V220H222ZM14 219L17 221H15ZM43 219L46 221H44ZM101 219L103 222L101 221ZM128 219H130V221H128ZM256 219H258V220H256ZM12 220H14L16 222V225H15V223L12 222ZM259 220H261V221H259ZM100 221L102 222V224H101L102 230H100L101 227H97V226H99L98 222L100 223ZM19 223H20V225H19ZM103 223H104V228H103ZM9 225H7V226H9ZM21 225H22V227L24 225V227H23L24 229L21 227ZM216 225H218V226H216ZM5 227H6V230H5ZM11 227H13V229H11ZM15 227L19 228V229H17L18 230L17 232L23 230V232L21 231L18 233V236H17V233L14 232V231H16ZM144 227L148 229V232L146 231L145 232L146 234L144 233L145 238L141 239L142 241H140V242L138 241L139 243L137 244L136 238L139 237V235H138L140 233L139 230L143 229L141 231L144 232V230H146ZM9 228L11 229V231H9L10 230ZM217 228H219V229H217ZM96 229H99L98 230L99 232H97ZM215 229H217L219 231V233H220L219 236H217L216 234L215 235L213 234ZM24 230H27L29 234L27 233V231L24 232ZM25 233H27L28 236ZM21 234L23 237H25V238H22V239H25L24 243H22L23 241L19 242V238L17 239V237H19V235L21 236ZM172 234H174V235L172 236ZM14 236H16V237H14ZM67 237H68L69 241L67 240ZM93 237H95V238H93ZM16 239H17L18 243H20L21 245L18 246L16 242H15L16 244L14 242L12 243V241H15ZM34 243H36V244H34ZM135 243H136V245H135ZM235 244H236V242H235ZM235 244L233 242L231 246H233ZM35 245H36V247H35ZM168 245L170 248L168 247ZM219 245H220V247H219ZM16 246H18V247H16ZM33 246L35 247V249H33L34 248ZM9 247H10V249H9ZM12 247H14V249ZM15 247H16V249H15ZM81 247H85L86 248L85 251L87 253L80 259V261L77 262V254L79 252L78 249L80 250ZM254 247L256 249L259 246L254 245ZM112 249H113V251H111ZM258 249H259V251H257L258 256L256 258L255 264H261V261H262V263L264 261V247H262V248L259 247ZM163 250H165V251H163ZM7 253H9V254H7ZM11 253H13V254H11ZM163 254H165V256ZM7 255H8V257H7ZM259 256H260V258H259ZM5 257H6V259H5ZM7 259H9V261ZM32 259H33V261H32ZM10 261H11V263H10ZM172 261H174V262H172Z\"/></svg>", "mask_w": 264, "mask_h": 264}]
</instances>
